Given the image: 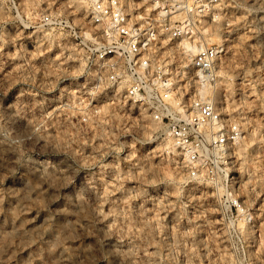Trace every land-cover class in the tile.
<instances>
[{
    "label": "clouds",
    "instance_id": "clouds-1",
    "mask_svg": "<svg viewBox=\"0 0 264 264\" xmlns=\"http://www.w3.org/2000/svg\"><path fill=\"white\" fill-rule=\"evenodd\" d=\"M0 264H264V0H0Z\"/></svg>",
    "mask_w": 264,
    "mask_h": 264
}]
</instances>
